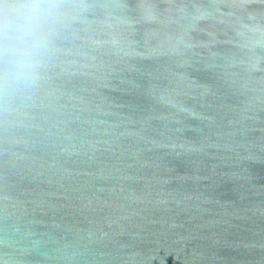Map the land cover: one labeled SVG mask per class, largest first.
Here are the masks:
<instances>
[{"label":"water","instance_id":"1","mask_svg":"<svg viewBox=\"0 0 264 264\" xmlns=\"http://www.w3.org/2000/svg\"><path fill=\"white\" fill-rule=\"evenodd\" d=\"M56 7L0 84V264H264V0Z\"/></svg>","mask_w":264,"mask_h":264},{"label":"clouds","instance_id":"2","mask_svg":"<svg viewBox=\"0 0 264 264\" xmlns=\"http://www.w3.org/2000/svg\"><path fill=\"white\" fill-rule=\"evenodd\" d=\"M56 14V0H9L0 7L2 86L36 79L51 44Z\"/></svg>","mask_w":264,"mask_h":264}]
</instances>
